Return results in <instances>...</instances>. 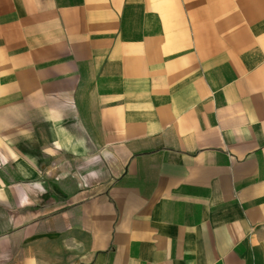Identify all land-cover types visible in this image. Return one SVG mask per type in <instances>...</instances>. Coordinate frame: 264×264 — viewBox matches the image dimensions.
Wrapping results in <instances>:
<instances>
[{"label":"crops","instance_id":"1","mask_svg":"<svg viewBox=\"0 0 264 264\" xmlns=\"http://www.w3.org/2000/svg\"><path fill=\"white\" fill-rule=\"evenodd\" d=\"M0 264H264V0H0Z\"/></svg>","mask_w":264,"mask_h":264}]
</instances>
